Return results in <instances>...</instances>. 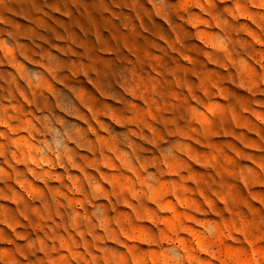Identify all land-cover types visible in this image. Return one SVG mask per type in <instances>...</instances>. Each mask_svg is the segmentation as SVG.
I'll return each mask as SVG.
<instances>
[{
  "label": "rangeland",
  "instance_id": "rangeland-1",
  "mask_svg": "<svg viewBox=\"0 0 264 264\" xmlns=\"http://www.w3.org/2000/svg\"><path fill=\"white\" fill-rule=\"evenodd\" d=\"M0 264H264V0H0Z\"/></svg>",
  "mask_w": 264,
  "mask_h": 264
}]
</instances>
